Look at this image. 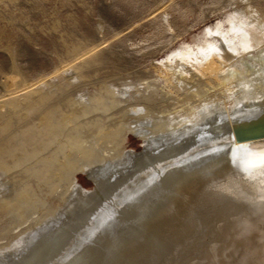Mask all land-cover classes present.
<instances>
[{
  "label": "bare ground",
  "instance_id": "1",
  "mask_svg": "<svg viewBox=\"0 0 264 264\" xmlns=\"http://www.w3.org/2000/svg\"><path fill=\"white\" fill-rule=\"evenodd\" d=\"M238 19L233 17L230 24L235 42L216 27L213 34L220 42L210 41L199 55L182 57L200 78L226 74L223 79L228 81L230 67V78L238 79V108L204 112L192 127L159 143H151L144 131L132 130L144 140V151H123L116 164L106 159L100 168L95 165L103 161L93 148L82 147L68 134L57 149L62 152L67 146L78 159L39 158L37 168L25 173L49 185L56 176L58 182H67L71 201L46 236L33 235L34 245L22 257L13 255L15 261L12 251L7 252L1 264H264V15ZM31 90L2 101L8 112L0 114L1 172L34 160L41 147L77 121L73 112L57 120L56 110H42L53 100L52 90ZM19 108H24L20 114ZM88 113L87 107L80 110L81 116ZM33 115H39L35 124L18 136L11 134L16 118ZM78 131L76 127L73 132ZM121 131L119 145L126 141ZM79 171L95 184L93 192L79 185ZM29 192L20 191L2 208L19 212L15 202L28 201Z\"/></svg>",
  "mask_w": 264,
  "mask_h": 264
},
{
  "label": "rangeland",
  "instance_id": "2",
  "mask_svg": "<svg viewBox=\"0 0 264 264\" xmlns=\"http://www.w3.org/2000/svg\"><path fill=\"white\" fill-rule=\"evenodd\" d=\"M256 14L264 15V0H0V114L8 112L2 101L10 97L55 88V99L52 96L42 110H56L57 120L72 112L77 117L53 144L41 147L34 160L0 171V260L11 251V258L22 257L34 245L35 235L41 238L55 227L58 214L71 201L67 182H58L56 176L49 185L25 173L26 168H37L39 158L78 159L67 146L62 152L57 149L65 145L68 134L82 147L93 148L103 161L95 165L100 168L106 159L116 164L123 151H144V140L132 130L144 131L151 143H159L192 127L204 112L238 108V79L230 78V67L228 81L223 79L226 74L200 78L182 57L199 55L210 41L220 42L213 34L216 27L234 40L232 18ZM260 33L264 48V32ZM97 101L105 104L98 107ZM86 107L90 114L81 116ZM21 111L24 108L17 113ZM36 119L39 115L16 118L11 134L20 135ZM119 130L126 135L123 145ZM103 134L113 138H102ZM76 179L84 190L95 189L83 172H77ZM23 190L32 197L15 202L19 212L2 208Z\"/></svg>",
  "mask_w": 264,
  "mask_h": 264
}]
</instances>
